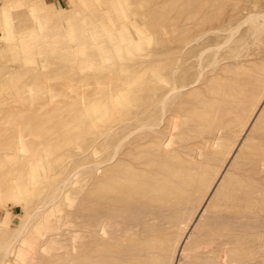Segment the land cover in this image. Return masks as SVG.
Returning a JSON list of instances; mask_svg holds the SVG:
<instances>
[{
  "label": "rangeland",
  "instance_id": "obj_1",
  "mask_svg": "<svg viewBox=\"0 0 264 264\" xmlns=\"http://www.w3.org/2000/svg\"><path fill=\"white\" fill-rule=\"evenodd\" d=\"M117 1L118 0H0V36L3 34L7 35V39L0 41V55L2 56H0V59L3 58L0 60V128L2 129L0 130V132H2L0 134V255L2 247L13 239L17 230L25 226L24 229L26 233L25 240L21 241V245L18 244L20 240L15 245L16 248L19 246L21 248L23 247L22 250L20 249L22 254L18 256L19 251L17 252L16 250L15 252H17V254L14 253L9 257L6 264H53V262H55L54 264H61L63 259L67 256H65V254L70 248L75 230L82 229V227H80L79 218L81 216V170L86 162L97 159V143L95 142V140H97V132L113 125L115 126L119 117V112L121 113L120 107L115 108L113 113L109 112L98 122V126H93L88 122L89 119L87 120V118L81 115L85 105H89L91 102L101 99V102L109 106L111 105V99L116 98L115 96L119 94V90H123V92L129 90L128 92H132L133 110H137L136 112L143 110L150 100L148 93L144 90L146 81L149 79L147 77V80H145V73L149 76L152 73L161 74L163 72L161 64L162 59H159L162 58L161 53L168 48H173L178 45L181 41L180 35H190L193 32L203 30L205 27H212V25L213 27L216 25L214 27L216 28L219 23L220 26L230 25V28L231 24L236 23L233 26L235 27L244 20L242 17L246 14V11H239L243 6H247L255 11L264 9V0H242L238 6L239 8L234 12L231 11L230 2H228V0H121L127 15V22L130 26V28H125V30L130 33L138 32L139 35L137 36L139 38L149 37L150 40V43L143 42V44H141L138 54H131L122 51L116 36H113V34H115L113 32L114 28L116 27L115 29H117L118 27L115 26V24L112 25L116 13L110 10V15H102L106 7L111 9L108 7L109 4ZM165 1L167 3H165ZM246 2L250 3L247 4ZM100 10H104V12L101 13ZM220 14L222 15L220 16ZM21 15L25 18L28 16L29 19L27 17V21L25 19L22 20ZM213 18L214 21L212 20L211 22L210 19ZM220 19H222L221 22ZM4 21H6L5 28L3 26L5 23ZM261 21L262 20H260V22ZM25 25L27 26L25 27ZM66 26H68V28ZM27 27L28 30L26 29ZM248 27L247 24L241 25L228 41L226 40L229 37V31L206 36L200 41H193L190 45V49L183 53L186 58H190L186 65V67H188L191 64H197V57L195 56L200 49L208 48L203 54L201 65L203 70L200 81L192 86V89H196V91L179 100L183 107L180 111L181 121L179 122V132L183 133L181 136L182 141L189 140V136H195L194 141L200 142L202 138L207 137L206 133L210 128L211 130L214 129L219 131L218 129H220L221 126V128H225V132L221 133L223 137L220 138V141L224 143V146L227 147L226 149L231 147L232 149L229 157L224 161V166L221 170L220 163L223 160V154L219 156L220 159L218 158L215 161L211 160L208 162L209 169H211L209 176V183L211 181L210 188L205 189V187L196 194L198 197L193 201V210L187 213L185 216L186 220H183V224H187L189 223L188 221L191 220L190 224L186 231L183 230V228L178 231L180 237L176 234L180 242L175 249L176 253L172 260V264H177L178 260H180L182 264L183 262L185 264H190L188 262L192 261V254L194 253H191L189 250H187L188 253H186V251H184L186 249H183L184 237H187L188 233H191L192 228L193 232L195 231L196 233L192 236L193 238H197L199 235L198 229L203 228L210 212L214 210L212 208L217 198H212L209 202L211 199L210 193L212 192L211 186L215 184L222 169L227 166L229 168L231 165L233 161V156L231 157V154L235 151L236 145L242 140L247 141L246 146L251 145L252 135H249L246 129L264 98V73L262 70H259L262 65H259L260 67L257 69L256 66H254L255 64L263 62L264 26L260 32L247 35L246 29ZM25 29L26 31H24ZM169 31L171 33H169ZM166 33L168 36H166ZM143 34H146V36ZM105 36L109 37L110 40ZM23 37L27 40L24 41ZM15 39L16 42L14 43ZM154 39L156 40L154 41ZM20 41H24L22 44L25 45V47L20 44ZM162 41L167 48H162L160 46L159 43ZM98 42H100V47L97 49L94 44ZM238 42H240V44ZM111 44L115 46L114 50L110 48ZM8 47L11 52L7 49ZM131 49H133V47ZM101 50H104L105 53L101 54ZM75 53L77 54L75 55ZM101 55L106 56L104 61L101 59ZM213 57H215L216 63L212 67H206L208 66V59ZM79 58H82V60H79ZM10 59L12 61L14 60V62ZM43 63L47 64L46 67L41 66ZM148 66L151 67L149 68L150 70ZM121 67L128 69L130 75L120 73L119 69ZM148 71L150 73L149 75ZM194 71L195 69H187L186 72L189 74L185 75L183 80L190 82L193 76L196 77L197 75ZM139 72L143 74L142 76L145 75V77L143 78L141 76L142 78L140 77L141 79L136 81L135 75H141ZM248 74H259L261 77L260 81H262L258 89L252 93L254 94V99L252 98L251 102L248 101L249 96H246L245 93L241 91L240 85V83L246 80ZM113 75L116 77H114L115 79L112 77ZM119 77L120 79L117 81ZM130 81H132V84ZM86 82L88 83L86 84ZM69 83H73L74 85ZM159 84L160 83H156L155 85L159 86ZM86 85L93 86L89 87ZM116 87L118 88L115 89ZM85 88H88V91ZM190 90L189 87H186L182 91L183 94H186ZM260 94H263V96ZM135 95H137V98H135ZM46 103L47 105L45 106ZM23 107H26V109L22 110ZM234 110H244L240 113V115H243V113H245V115L241 118L239 125H236L237 122H235L238 111H236L235 116L234 113L231 115L228 114V112ZM201 112L203 115L208 114L206 119H202L194 124L192 122L191 124L187 123L192 119L191 116L202 114ZM252 112L253 114H251ZM76 114L79 115L77 116ZM72 115L73 117H71ZM225 115L227 116L224 118ZM66 131L68 133H66ZM243 131L246 132L245 135ZM179 132L175 134L178 135ZM239 132L241 133L240 137H238L240 134ZM70 133L72 136H69L71 135ZM137 135L138 132L133 131L130 133L129 138ZM64 140L66 142H64ZM178 140L179 139H176V141ZM45 143L48 145L46 146ZM18 144L24 146V149L27 151L22 154V157H17L15 153ZM64 144H66V146H64ZM77 157L81 158L77 159ZM219 160L220 162H218ZM73 171L75 172L73 173ZM3 172H5L7 176ZM216 172L218 175H216ZM234 172V167L229 169V171H227L228 177H232ZM30 173L33 175H30ZM64 179H69L68 186L64 188V192L66 189L67 190L62 198L58 199L59 208L56 210L57 212L53 211V215L48 217V225L58 223V233L53 231V237L56 238L59 244H55L54 246L48 245V253L44 255L36 247L43 246L45 241L52 238L49 236H47V238L45 236L43 239L41 236V234H44L46 226L42 225L44 224L43 217L36 216L40 214V211L36 209L45 201L48 192L56 185L63 182ZM72 181L73 184L71 183ZM5 185L12 186L7 188L8 192L10 189L14 192L10 191L12 194L7 193ZM71 195L73 198H71ZM73 203L74 205H72ZM197 206L198 210H194ZM205 208L207 211L203 213ZM49 209L50 208L41 209V211H49ZM260 215L257 220L258 222L249 226L245 231L243 238V244L245 245H243L242 248L245 247L244 249L246 250L243 249V264H264V212ZM58 217L60 218V222L57 220L59 219ZM183 224L182 226H184ZM196 224H198V227L195 230L193 225ZM40 226H42V229L38 231L36 228ZM250 227L257 232L249 230ZM261 235H263V237ZM182 237L184 239H182ZM255 239H258V241ZM63 247H65V249ZM34 248H36L38 254H42L43 256L40 255L41 257L37 258L39 255L35 254L37 251ZM247 248L252 250L249 251ZM189 249H193V246L189 245ZM249 252H251V255ZM248 254L249 256H247ZM35 257L37 260H35ZM59 260L61 261L59 262Z\"/></svg>",
  "mask_w": 264,
  "mask_h": 264
},
{
  "label": "bare ground",
  "instance_id": "obj_2",
  "mask_svg": "<svg viewBox=\"0 0 264 264\" xmlns=\"http://www.w3.org/2000/svg\"><path fill=\"white\" fill-rule=\"evenodd\" d=\"M228 2H230L231 11L234 12L239 8L238 6L240 2H242V0H228ZM165 3L167 2L165 1ZM108 7H110L111 9H108L106 7L105 12L104 10H100V11L101 13L104 12L102 13V15L104 16H106L107 14L110 15L111 12L116 13L112 25L115 24V26L118 27L117 29H115L116 27L114 28L113 32L115 34H113V36L114 35L116 36V39L121 45L120 47L122 51L131 54H138V51H140V46L141 44H143V42L150 43L149 37L148 38L144 37L145 39L144 38L141 39L137 36L139 35L138 32L130 33L129 31L127 32L125 30V28H130V26L129 23L127 22V15L125 13V8L121 0L109 4ZM239 11H246V14L245 15L243 14L244 16L242 18H244V20L239 24H237L235 27L233 26L236 23L231 24V28L230 25L220 26L219 23L217 25L218 27L216 28H214L216 25L214 27L212 25V27L209 28L205 27L203 28V30L193 32L190 35H186V36L180 35L181 41L178 43V45H176L173 48H168L161 53L162 58H159L162 59L161 64H162L163 72L161 74H156V73L150 74L148 71V75L149 74L150 75L147 76V73H145L146 77L145 75L142 76L143 74H141L140 72L139 73L141 75L139 74L135 75L136 81H138L142 77L143 78L145 77V80H147L146 79L147 77L149 79L150 78L153 79V80L148 79L146 81V87L144 90L146 93H148L150 100L148 105H146L145 108H143V110L139 112H136L137 110L136 111L133 110L134 109L133 97H131L132 92H128L129 90L127 92H123V90H119L118 91L119 94L115 96L116 98L111 99L110 101L111 105L109 106L106 103L101 102L100 101L101 99H97L91 102L89 105H85L83 107L84 109L81 115L87 118V120L89 119L88 122H90V124L93 126H98V122H100V120H102V118H104L109 112L113 113V111H115V108L120 107L121 113L119 112V117L117 119V123L115 124V126L113 125L109 128L102 129L100 132H97L96 139L98 141L95 140V142L97 143V159H95L94 161L86 162L83 165V168L80 166L82 168L81 170L82 187H81V216L79 218H80V227H82V229L75 230L74 235L72 236L74 238H72L70 248L66 251L65 254V256L66 255L67 256L63 259V262H61V264H172V260L174 259L176 253L175 249L176 247H178L180 242V240L177 239L176 234L179 235L178 231L181 228H183V230L185 231L187 230L191 220L188 221L189 223L187 224H183V220L184 219L186 220L185 216L187 215V213L193 210V201H195L196 198L198 197L196 195L198 194V191L204 189L205 187H206L205 189L210 188L211 181L209 183V176L211 173L210 171L211 169H209L208 162L211 160L214 161L217 160L219 156L223 154V160L220 163V170H221V168L224 166V161L226 160L227 157H229L232 149V147L226 149L227 147L224 146V143H221L220 141V138L223 137L221 133L225 132L224 130L225 128H221V126L220 129H218L219 131L214 129L211 130L210 128L206 133L207 137L202 138L200 142H195L194 141L195 136L191 137L189 135H188L189 140L182 141L181 136L183 135V133L179 132V122L181 121L180 111L183 107L181 106L179 100L180 98L184 96H189L190 94L196 91V89H192V86L200 81V77L202 76V70H203V68L201 67L203 54L208 50V48L200 49L195 56L197 57V62H196L197 64H191L188 67H186V65L188 64L187 61L190 58L189 57L186 58V56L183 53L186 52L188 49H190V45L192 44L193 41L203 40L206 36L218 34L219 32L229 31V37L226 40L228 41L230 37L234 35L237 32V30L240 28V26L243 24H247L249 26L246 29L247 35L255 34L256 32H260V30L263 29L264 9L255 11V10H251L247 6H243L242 8H240ZM221 15L222 14H220V16ZM26 18L22 16L21 19L26 20ZM210 20L212 22V20L214 21V18ZM221 20L222 19H220V22ZM260 20L262 21L260 22ZM4 22L5 23L3 24V26L5 28L6 21ZM26 26L27 25H25V27ZM66 27L68 28V26ZM26 29L28 30V27ZM26 29L24 31H26ZM169 33L171 32L169 31ZM143 35L146 36V34ZM166 36H168V34ZM105 37L110 40L109 37L107 36ZM3 39L4 40L7 39V35L3 34L2 36H0V41H2ZM26 40L24 39V41ZM155 40L156 39H154V41ZM24 41H20L21 42L20 44H22V42ZM15 42L16 39L14 40V43ZM238 43L240 44V42ZM159 44L162 48H167L166 45H164L165 43L163 41ZM94 45H96L95 47L98 49V47H100V42L95 43ZM23 46L25 47V45ZM132 47L133 49H131ZM110 48L114 50L115 46L111 44ZM7 49L9 50V47ZM100 53L104 54L105 51L101 50ZM76 54L77 53H75V55ZM105 58H106L105 55H101V59L103 61ZM79 60H82V58L81 59L79 58ZM262 61H263L262 63L255 64L254 66H256L257 69L258 67H260L259 65H262L261 68H259V70H262V72L264 73V58ZM12 62H14V60ZM73 62L72 64L74 66ZM215 63H216L215 57L209 58L208 66L206 67H212ZM46 65L47 64L43 63L41 66L46 67ZM38 67L40 68L39 65ZM149 68L151 67L148 66V69ZM187 69H195L194 72L197 74L196 77L193 76V79L190 82H188L187 80L186 81L183 80L184 76L189 74L186 72ZM119 70L120 73H123L124 75L129 74V70L126 68L121 67ZM112 77L114 78L115 76L113 75ZM120 77L117 78V81L120 79ZM260 80L261 77L259 74H248L246 80H244L243 83H240L241 91H243L246 96H249L248 98L249 102L252 101V98L254 99V94L252 93H254L255 90H257L258 87L260 86L262 82ZM131 82L132 81H130V83ZM87 83L88 82H86V84ZM156 83H160L159 86H156L155 85ZM69 84H73V83H69ZM99 85L103 86L102 84ZM86 86L90 87L93 85H86ZM118 87H116L115 89H117ZM186 87H189V89L191 90L188 91L186 94H183L182 90ZM86 90L88 91V88ZM260 95L263 96V94ZM136 96L137 95H135V98H137ZM46 105L47 103L45 104V106ZM24 109H26V107L25 108L23 107L22 110ZM238 110L230 111L228 112V114L231 115L232 113H234L235 116L236 111ZM243 111L244 110L237 112L236 114L237 116L235 118V122H237L236 125L240 124L239 122L241 118L245 115V113H243V115L242 114L240 115V113ZM195 114H199V113H195ZM251 114H253V112ZM207 115L208 114L203 115L202 113L197 116L196 115L191 116L192 119H190L187 123L191 124L192 122L194 124L196 122L201 121L202 119H206ZM226 116L227 115H225L224 118ZM71 117H73V115ZM100 128H101V124H100ZM0 130L2 129L0 128ZM246 130H247L246 132H249V135H252L251 145L246 146L247 143L246 140H242L241 142L238 140L240 143L236 145L235 151L231 154V157L233 156V161L231 162L229 168L226 165L227 167H224L219 175L217 172H216L217 174L215 173L216 175H218V177L217 179L215 178L216 179L215 184L213 183L214 185L211 186L212 187L211 188L212 192L210 193L211 196L209 195L211 198V199L209 198L210 199L209 202L212 200V198L213 199L217 198L215 205L213 204L214 205L213 208L211 206V208L214 210L210 212L209 217L207 218V221L204 223L203 228L198 229L199 235L198 234H197L198 236L195 235L197 236V238H193L192 235H194L195 231L193 232L192 228H191V233H188L187 237H184L185 240L183 242V249H186L184 251L188 253L187 250H189L191 251V253H194L192 254L193 258L191 257L192 261L189 260L191 262H188L190 264H243L244 262L242 256H243V249L245 247L244 248L242 247L243 245H245L243 244L245 231L248 229L249 226L254 225L256 222H258L257 220L259 218V215L262 212H264V98L262 100L260 107L255 112L254 117L249 122L248 128ZM133 131L138 132V135L129 138L130 133H132ZM68 132L66 131V133ZM177 132H179L178 135L175 134ZM246 132H244V135L246 134ZM1 133L2 132H0V134ZM241 133L239 134L238 137H240ZM69 136H72V134ZM176 139L179 140L176 141ZM64 142L66 141L64 140ZM64 146H66V144H64ZM24 148H25L24 146L18 144V146L15 149V153L17 157H22V154L26 151ZM78 158L80 159L81 157H77V159ZM218 162H220V160ZM232 167L235 168V172L232 177H228L227 171H229V169H231ZM5 172L3 173L5 174ZM74 172L75 171H73V173ZM30 175L33 174L30 173ZM68 180L64 179L63 182L53 187L46 195V199L44 202H42V205L36 209L37 211H40V214H37L36 216L43 217L42 219L44 221L43 222L44 224L42 225L46 226L45 232L44 234H41V236L43 237V239L45 238V236L46 237L49 236L52 238L45 241V244L43 246L36 247L44 255H47L48 253V247H47L48 245L54 246L55 244H59V242L56 241V238L53 237V231H55V233H58V227H59L58 223H53V225L50 224L48 225V220H49L48 217L52 216L53 211H56L59 208L58 199H61L63 194L66 192L67 189L64 192V188L68 186ZM71 183L73 184V181ZM8 187H12V186L5 185L6 192L12 194L11 192L14 191H11L10 189L8 192L7 191ZM5 194L3 193V195ZM71 198H73L72 195ZM72 205H74V203ZM198 206L195 207L194 210H198ZM46 208H50L49 211L47 210L41 211V209H46ZM205 211H207L206 208L204 209L203 213H205ZM57 220L59 221L60 218ZM29 221H30V217H29ZM182 224L184 226H182ZM25 225L27 226L26 223ZM193 226L194 229L196 230L198 224ZM56 227H57V231H56ZM24 228L22 227L21 229L17 230L16 233L14 232L15 235L13 239L7 242L5 246L2 247L1 249L2 252L0 255V264H6L8 258L11 257L14 253L17 254L18 251H19L18 256L22 254L21 250L23 247L21 248L19 246L18 248H16L15 245L16 243H18L19 240H20V243H18L19 245H21L22 240H25L26 233ZM36 229L40 231L42 229V226L37 227ZM249 230H253V229H251L250 227ZM253 232H257V231L253 230ZM261 236L263 237V235ZM184 238L182 237V239ZM258 239L255 240L258 241ZM189 245L193 246V249H189ZM36 248L34 249L36 250ZM63 248L65 249V247ZM16 250L17 252H15ZM247 250L250 251L252 249L247 248ZM250 253L251 252H249V254ZM35 254H38V251ZM249 254L247 256H249ZM38 255L39 256H37V258L43 256L42 254H38ZM35 260H37L36 257ZM60 261L61 260H59V262ZM54 263L55 262H53V264ZM177 264H182V263H180V260H178ZM183 264L185 263L183 262Z\"/></svg>",
  "mask_w": 264,
  "mask_h": 264
}]
</instances>
